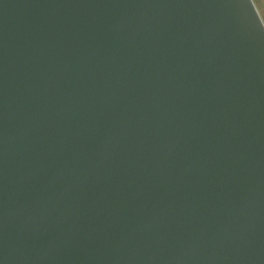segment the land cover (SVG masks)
<instances>
[{
	"label": "water",
	"instance_id": "water-1",
	"mask_svg": "<svg viewBox=\"0 0 264 264\" xmlns=\"http://www.w3.org/2000/svg\"><path fill=\"white\" fill-rule=\"evenodd\" d=\"M0 264H264L252 0H0Z\"/></svg>",
	"mask_w": 264,
	"mask_h": 264
},
{
	"label": "crops",
	"instance_id": "crops-1",
	"mask_svg": "<svg viewBox=\"0 0 264 264\" xmlns=\"http://www.w3.org/2000/svg\"><path fill=\"white\" fill-rule=\"evenodd\" d=\"M260 17L264 21V0H252Z\"/></svg>",
	"mask_w": 264,
	"mask_h": 264
}]
</instances>
